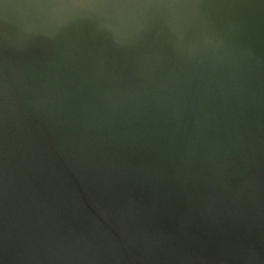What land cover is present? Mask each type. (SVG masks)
<instances>
[{"label":"water","instance_id":"water-1","mask_svg":"<svg viewBox=\"0 0 264 264\" xmlns=\"http://www.w3.org/2000/svg\"><path fill=\"white\" fill-rule=\"evenodd\" d=\"M0 264H264V0H0Z\"/></svg>","mask_w":264,"mask_h":264}]
</instances>
